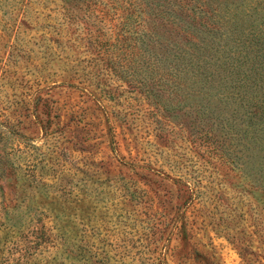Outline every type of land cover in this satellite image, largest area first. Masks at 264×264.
<instances>
[{
  "label": "rangeland",
  "instance_id": "374dc122",
  "mask_svg": "<svg viewBox=\"0 0 264 264\" xmlns=\"http://www.w3.org/2000/svg\"><path fill=\"white\" fill-rule=\"evenodd\" d=\"M43 1L49 3L0 0V264L23 263L20 257L33 252L34 241L45 245L36 247L37 257L30 264H47L44 254L57 256L58 264H159L165 253L179 246L167 220L172 218V212L166 214L171 205L160 204L117 160L140 166L149 162L161 172L191 171V157L198 156L190 150L188 134L196 114L181 113L176 125L167 124L114 77L100 82L111 92L109 101L104 100L105 114L79 91L48 92L58 76L55 63L51 68L46 60L43 36L50 29L49 4ZM229 3V8L225 0L213 7L221 14L246 13L256 30L264 27V0ZM222 40L228 42V37ZM255 85L253 95L259 97L264 82ZM39 88L42 100H49L50 119L42 107L32 108ZM220 110L232 123L229 131L225 121L202 119L200 124L211 127L220 140L232 133L227 146L231 158L241 156L253 168L252 156L257 154L246 109L232 104ZM37 115L51 124L46 134ZM196 209L186 212L195 228L186 264H246L226 238L256 248L257 202L229 201ZM69 252L73 260L61 254Z\"/></svg>",
  "mask_w": 264,
  "mask_h": 264
},
{
  "label": "trees",
  "instance_id": "16d2710c",
  "mask_svg": "<svg viewBox=\"0 0 264 264\" xmlns=\"http://www.w3.org/2000/svg\"><path fill=\"white\" fill-rule=\"evenodd\" d=\"M221 1H43L49 4L46 7L50 26L44 32V50L47 64L52 68L55 63L58 76L47 86L48 92L79 91L105 114L104 100L109 101L107 94L111 92L107 87L101 88L100 82L114 77L138 93L167 124L176 125L181 113L196 114L188 134L190 150L198 156L191 157V171L161 172L149 162L140 166L123 158L117 160L138 176L136 180L146 185L160 204L171 205L166 214L172 212V218L167 220L171 221L179 246L162 254L159 264H167L168 258L174 264H186L190 259L195 228L187 222L189 208L193 212L197 206L229 201L257 202L256 248L235 238L226 240L246 264H264V205L259 204L264 201V89L259 97L253 95L257 81L264 82V27L256 30L246 13L221 14L213 7ZM228 4L229 0H225L224 5L229 8ZM52 5L55 7L50 8ZM225 35L228 42L222 40ZM42 93L40 88L35 92L32 108L42 107L50 119L49 100H42ZM94 93L102 96L98 98ZM232 104L244 107V116L252 121V143L257 154L249 155L254 158L253 168L241 156L231 158L227 146L232 133L227 132L220 140L211 127L200 124L202 119L211 123L216 120L218 124L225 121L229 131L232 123L222 116L220 108ZM236 113L237 109L231 111L232 116ZM36 120L43 133L50 131L48 120L38 115ZM155 137H159L158 131ZM113 145L115 155H120ZM32 244L33 252L21 256V264H30L37 257L36 247L45 242ZM61 254L73 260L72 252ZM44 255L47 264H58L57 256Z\"/></svg>",
  "mask_w": 264,
  "mask_h": 264
}]
</instances>
